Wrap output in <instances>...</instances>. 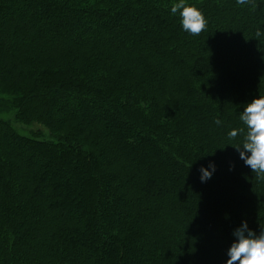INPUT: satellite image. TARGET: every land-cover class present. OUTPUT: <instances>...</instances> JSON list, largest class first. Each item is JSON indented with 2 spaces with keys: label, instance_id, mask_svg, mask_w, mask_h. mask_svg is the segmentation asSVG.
<instances>
[{
  "label": "trees",
  "instance_id": "16d2710c",
  "mask_svg": "<svg viewBox=\"0 0 264 264\" xmlns=\"http://www.w3.org/2000/svg\"><path fill=\"white\" fill-rule=\"evenodd\" d=\"M175 2L0 0V264H224L264 230L227 135L264 96V0H187L199 35Z\"/></svg>",
  "mask_w": 264,
  "mask_h": 264
},
{
  "label": "clouds",
  "instance_id": "9594fccd",
  "mask_svg": "<svg viewBox=\"0 0 264 264\" xmlns=\"http://www.w3.org/2000/svg\"><path fill=\"white\" fill-rule=\"evenodd\" d=\"M236 3L241 7L254 6L252 0H236ZM170 13L179 15L183 31L190 35H199L207 28L208 21L203 12L188 4L187 0H176ZM262 34L258 29L256 35ZM245 105L239 114L242 127L231 129L227 135L236 144L234 149L243 164L258 178L264 179V96H258ZM214 123L222 126L223 122L216 119ZM198 171L200 182L205 183L212 178L216 165L210 161L207 167L201 166ZM231 236L224 264H264V230L257 234L249 228L247 221H241Z\"/></svg>",
  "mask_w": 264,
  "mask_h": 264
},
{
  "label": "rangeland",
  "instance_id": "374dc122",
  "mask_svg": "<svg viewBox=\"0 0 264 264\" xmlns=\"http://www.w3.org/2000/svg\"><path fill=\"white\" fill-rule=\"evenodd\" d=\"M0 118L5 119V120L11 119L12 118L11 112H9V113L8 112L7 113H1L0 112ZM18 129H19V131L21 130L22 134H27L26 131L24 132V130L22 128L20 129V127H18Z\"/></svg>",
  "mask_w": 264,
  "mask_h": 264
}]
</instances>
